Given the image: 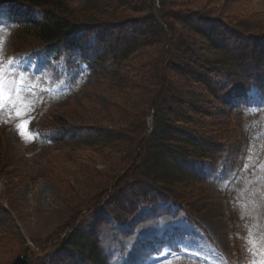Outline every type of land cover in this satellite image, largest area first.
Segmentation results:
<instances>
[{"label":"rangeland","instance_id":"rangeland-1","mask_svg":"<svg viewBox=\"0 0 264 264\" xmlns=\"http://www.w3.org/2000/svg\"><path fill=\"white\" fill-rule=\"evenodd\" d=\"M82 1L71 0L70 4L75 7ZM128 1L134 9L148 8L147 0ZM162 1L163 15L175 28L172 46L158 32L148 45L116 65L112 77L103 80L79 66L77 50L55 55L40 49L23 51L17 46L16 24L0 10V62L7 67L9 60L20 61L18 66L31 73L29 85L35 89L28 97L34 104L30 111L22 118L6 111L0 122V264H10L19 254H26L30 264H66L70 261L66 248L59 250L72 227L96 237L107 264H248L261 258L264 107L253 103L256 91L251 89L253 113L250 110L241 122L233 115H221L222 108L206 87L186 77L173 59L177 53L194 64L211 57L209 47L192 28V17L186 19L188 14L220 16L264 32V0ZM163 51L172 54L166 72L158 64ZM161 87L167 99H172L164 100L161 117L166 114L171 127H190L221 141L224 152L206 186L193 182L167 187L189 197L183 210L157 201L138 205L133 214L119 221L107 199L115 184L135 172V163L142 159L138 155L144 145L140 141L143 112ZM202 101L211 104L206 106L210 116L203 112ZM151 114L149 108L148 130ZM22 120L30 121V134L26 131L24 139L17 131ZM60 123L118 130L121 141L110 148L80 142L33 148L36 127ZM243 131H251L247 142ZM151 144L157 145L156 141ZM145 159L144 171L159 172L152 157ZM161 160L171 159L164 154Z\"/></svg>","mask_w":264,"mask_h":264},{"label":"trees","instance_id":"trees-1","mask_svg":"<svg viewBox=\"0 0 264 264\" xmlns=\"http://www.w3.org/2000/svg\"><path fill=\"white\" fill-rule=\"evenodd\" d=\"M70 1L0 0V10L6 11V18L16 24L17 46L25 48L23 51L40 49L55 55L66 49L77 50L79 66H84L85 70L102 80L112 77L116 65L148 45L150 38L158 32L165 38L167 46L171 47L174 43L175 28L163 15L162 0H147L148 8L140 9H134L128 0H83L75 7ZM129 11L141 14L132 16ZM191 17L192 28L209 47L211 57H203L201 63L192 64L175 53L173 61L180 64L186 77L196 78L206 87L212 99L222 108H216L221 115H233L241 122L245 115H250L252 100L248 93L251 89L256 91L253 103L264 107V32L207 13L188 14L186 19ZM88 37H93V41L88 43ZM171 63L172 54L161 52L158 64L162 72H166ZM164 100L172 99H167L166 89L161 87L148 102L152 110L150 130L145 120L149 108L143 112L140 141L144 145L138 155L142 159L138 161L139 165L135 163V172L115 184L107 199L109 203L105 202L119 221L133 214L138 205L157 201L183 210L189 197L176 195L167 187L172 189L178 184L188 186L193 182L206 186L208 178L217 171L218 159L224 152L221 141L216 142L214 138L190 127H171L165 121L166 114L161 117L159 113ZM202 102L203 112L210 116L211 109L206 106L211 104ZM177 121L181 123L182 119ZM117 131L66 123L36 127L33 148L79 142L95 148H110L121 141L122 135ZM250 134L251 131H243L245 142ZM172 135L175 139L169 138ZM12 137L15 141L14 135ZM152 141H156L157 145L151 144ZM164 154H168L170 162L161 160ZM144 157H152L151 163L158 165L159 172L144 171L143 166L148 162ZM61 244L59 252L66 248V256L70 258L66 264H107V257L98 240L84 229L72 227Z\"/></svg>","mask_w":264,"mask_h":264},{"label":"snow or ice","instance_id":"snow-or-ice-1","mask_svg":"<svg viewBox=\"0 0 264 264\" xmlns=\"http://www.w3.org/2000/svg\"><path fill=\"white\" fill-rule=\"evenodd\" d=\"M20 61L9 60L8 66L5 67L0 62V122H2L4 113L7 111L9 116L13 114L16 117L22 118L26 112L30 111L34 104L30 103L28 97L35 91L29 85V81L33 79L31 73L18 66ZM30 121L22 120L17 125V131L22 139L25 138V132L30 134V129L27 125ZM25 142H28L26 139ZM250 245L254 241H247ZM249 255L255 256V252H250ZM259 260H250L248 264H264V249H261Z\"/></svg>","mask_w":264,"mask_h":264},{"label":"water","instance_id":"water-1","mask_svg":"<svg viewBox=\"0 0 264 264\" xmlns=\"http://www.w3.org/2000/svg\"><path fill=\"white\" fill-rule=\"evenodd\" d=\"M10 264H30L26 254H19L11 260Z\"/></svg>","mask_w":264,"mask_h":264}]
</instances>
